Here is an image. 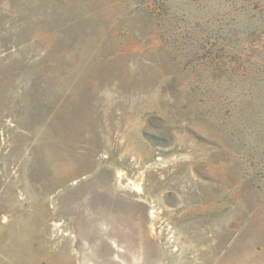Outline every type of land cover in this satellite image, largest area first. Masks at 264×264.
<instances>
[{
  "label": "rangeland",
  "instance_id": "1",
  "mask_svg": "<svg viewBox=\"0 0 264 264\" xmlns=\"http://www.w3.org/2000/svg\"><path fill=\"white\" fill-rule=\"evenodd\" d=\"M145 2L0 0V264H264V0Z\"/></svg>",
  "mask_w": 264,
  "mask_h": 264
},
{
  "label": "trees",
  "instance_id": "2",
  "mask_svg": "<svg viewBox=\"0 0 264 264\" xmlns=\"http://www.w3.org/2000/svg\"><path fill=\"white\" fill-rule=\"evenodd\" d=\"M146 6H153L157 12V16L159 17V13L163 7L166 6V0H145ZM203 6L206 5L205 0H201ZM240 6H237L233 9L234 12H241L246 13V16L244 19L250 23H252L254 20H258L261 18L262 13V6H263V0H240ZM264 21V20H262ZM260 29V32L264 34V22L262 26L258 27ZM264 45V42H263ZM261 49L264 50V47L262 46ZM264 56V55H263ZM248 65H252V63L249 61L247 62ZM245 79H244V78ZM242 78L244 82V87H242L239 91V97H243L246 100L249 101V104L252 106L254 104L258 103H264V89L263 88H257L259 84L264 83V60H260V66L256 70L248 69L242 73Z\"/></svg>",
  "mask_w": 264,
  "mask_h": 264
}]
</instances>
